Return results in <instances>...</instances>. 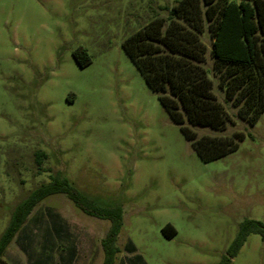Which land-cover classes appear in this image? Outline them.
I'll use <instances>...</instances> for the list:
<instances>
[{"label":"rangeland","instance_id":"1","mask_svg":"<svg viewBox=\"0 0 264 264\" xmlns=\"http://www.w3.org/2000/svg\"><path fill=\"white\" fill-rule=\"evenodd\" d=\"M177 1L0 0V235L55 172L97 205L121 208L113 264H217L243 220L264 223V112L249 126L225 104L223 131L191 127L198 137L244 135L235 151L202 162L122 49ZM108 226L51 195L3 259L101 264ZM229 264H264V238L250 233Z\"/></svg>","mask_w":264,"mask_h":264},{"label":"trees","instance_id":"2","mask_svg":"<svg viewBox=\"0 0 264 264\" xmlns=\"http://www.w3.org/2000/svg\"><path fill=\"white\" fill-rule=\"evenodd\" d=\"M122 49L202 162L235 151L244 135L198 137L191 127L223 131L229 121L225 104L249 126L264 112V0H179L166 17H153L129 35ZM73 58L80 67L90 63L83 48L75 49ZM214 78L223 101L214 93ZM41 157L35 155L38 167ZM55 194L64 195L82 213L109 222L100 241L101 264H113L119 251L121 208L97 205L59 172L49 175L48 183L32 190L12 210L0 235V264H9L4 252L34 208ZM162 232L167 238L175 235L168 224ZM250 233L264 238V223L243 220L217 264H229Z\"/></svg>","mask_w":264,"mask_h":264}]
</instances>
